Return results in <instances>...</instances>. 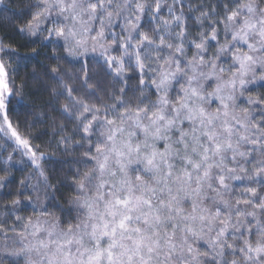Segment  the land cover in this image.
I'll return each instance as SVG.
<instances>
[{
    "label": "snow or ice",
    "instance_id": "snow-or-ice-1",
    "mask_svg": "<svg viewBox=\"0 0 264 264\" xmlns=\"http://www.w3.org/2000/svg\"><path fill=\"white\" fill-rule=\"evenodd\" d=\"M0 264H264V0H0Z\"/></svg>",
    "mask_w": 264,
    "mask_h": 264
},
{
    "label": "trees",
    "instance_id": "trees-1",
    "mask_svg": "<svg viewBox=\"0 0 264 264\" xmlns=\"http://www.w3.org/2000/svg\"><path fill=\"white\" fill-rule=\"evenodd\" d=\"M41 59H42V57H41Z\"/></svg>",
    "mask_w": 264,
    "mask_h": 264
}]
</instances>
